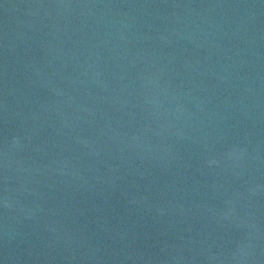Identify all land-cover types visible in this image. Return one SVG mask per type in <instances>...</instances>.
Here are the masks:
<instances>
[{"label": "water", "instance_id": "water-1", "mask_svg": "<svg viewBox=\"0 0 264 264\" xmlns=\"http://www.w3.org/2000/svg\"><path fill=\"white\" fill-rule=\"evenodd\" d=\"M0 264H264V0H0Z\"/></svg>", "mask_w": 264, "mask_h": 264}]
</instances>
